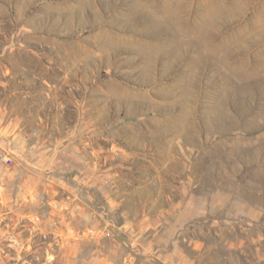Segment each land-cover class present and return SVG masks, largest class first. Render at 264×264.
<instances>
[{
    "label": "rangeland",
    "instance_id": "1",
    "mask_svg": "<svg viewBox=\"0 0 264 264\" xmlns=\"http://www.w3.org/2000/svg\"><path fill=\"white\" fill-rule=\"evenodd\" d=\"M0 128V264H264V0H0Z\"/></svg>",
    "mask_w": 264,
    "mask_h": 264
},
{
    "label": "crops",
    "instance_id": "2",
    "mask_svg": "<svg viewBox=\"0 0 264 264\" xmlns=\"http://www.w3.org/2000/svg\"><path fill=\"white\" fill-rule=\"evenodd\" d=\"M15 139H17L18 141H20V142H22L23 141V138H22V136H15L14 137ZM5 139V137H3L2 139H1V128H0V150H1V140L3 141ZM38 143L39 142H36L35 144H34V147L37 149V151H40L41 152V154H42V156L43 157H45V153L44 152H46V150H45V146H44V144H40L39 146H38ZM19 148V147H18ZM28 171H31V170H29V169H27V172ZM26 172V173H27ZM30 175H27V174H25V178L24 179H19V184H18V186H19V188H21L23 185H25L27 182H32V180L34 179L31 175H32V173L33 172H28ZM9 173H7V172H2V170L0 169V184H1V186H5V185H8V183H9V178H11L12 177V179L13 180H15V179H17V175H18V173L17 172H14L12 175H10V176H7ZM12 180V181H13ZM16 181V180H15ZM14 181V182H15ZM17 181H18V179H17ZM18 194V196H17V200H19V199H21V198H23V197H21L22 195H21V193H17ZM4 195H1V187H0V203H1V199H3L4 200Z\"/></svg>",
    "mask_w": 264,
    "mask_h": 264
},
{
    "label": "built area",
    "instance_id": "3",
    "mask_svg": "<svg viewBox=\"0 0 264 264\" xmlns=\"http://www.w3.org/2000/svg\"><path fill=\"white\" fill-rule=\"evenodd\" d=\"M13 162V159L11 156L5 153H0V164H3L5 166H10Z\"/></svg>",
    "mask_w": 264,
    "mask_h": 264
}]
</instances>
